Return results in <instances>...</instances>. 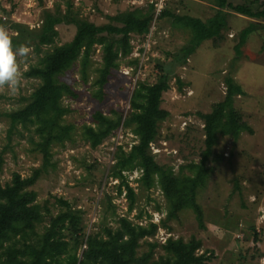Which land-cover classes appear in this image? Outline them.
Returning a JSON list of instances; mask_svg holds the SVG:
<instances>
[{
  "label": "rangeland",
  "instance_id": "374dc122",
  "mask_svg": "<svg viewBox=\"0 0 264 264\" xmlns=\"http://www.w3.org/2000/svg\"><path fill=\"white\" fill-rule=\"evenodd\" d=\"M151 6L155 13L148 33L132 35L131 54L121 58L119 67L112 70L100 96H95L98 87L93 83L104 63V37H99L93 45L84 80L80 71L81 54L72 68L60 74L59 80L73 89V95L61 97L62 106L68 110L61 123L73 125L74 129L70 140L51 145L50 158L45 161L36 146L39 136L35 124H18L11 128L6 116L25 107L42 84V80L30 76L29 71L44 67L56 48L75 36V24L61 23L55 26L52 41L36 42L45 12L70 14L98 26L119 25L109 20V16L146 11ZM164 10L206 20L217 8L210 0H43L42 3L0 0V24L8 26L13 37L18 36L19 26L31 32V37L23 41L31 49L22 64L23 88L14 96L0 90V185L10 183L15 173L25 179L41 169L39 177L27 190L36 193L35 203L40 206L43 217L42 222L35 223L28 232V241H36L49 225L51 216L65 210L60 203L62 200L82 217L81 236L99 232L105 225L115 227L117 220L125 216L137 224L155 222L158 225L156 234L148 241L162 244L170 237L185 241L192 237L200 239V253L208 252L212 256L208 264H264V31L248 37L240 57H236L234 50L239 32L254 19L232 14L224 40L203 42L186 65L176 70L184 85L179 90L176 78H171L170 89L163 94L161 103L169 115L160 123L158 137L150 146L155 160L175 172L180 166L198 162L205 136L203 121L197 113L209 112L214 103L223 99L226 77L234 78L242 86L245 94L236 99V107L253 133L244 132L237 141L229 136L218 138L209 161L210 177L197 199L204 213L205 228L199 227L191 210L183 211L178 219L168 222L170 230L163 226L167 210L164 196L157 185L145 189L139 183L141 172L138 169L123 172L137 196L136 205L128 211L125 188L115 177L113 168L118 154L122 150L129 152L137 143L132 126L125 120L96 148L83 137L84 127L94 125L92 115L96 111L109 114L116 110L127 117L137 84L154 83L161 74L160 68L185 44L188 34L173 29L169 19L159 18ZM63 235L65 240H72L69 231L64 229ZM82 245L83 242L77 250L78 257L82 254ZM70 251L69 246L61 259L66 260ZM160 253L158 248L156 256Z\"/></svg>",
  "mask_w": 264,
  "mask_h": 264
},
{
  "label": "trees",
  "instance_id": "16d2710c",
  "mask_svg": "<svg viewBox=\"0 0 264 264\" xmlns=\"http://www.w3.org/2000/svg\"><path fill=\"white\" fill-rule=\"evenodd\" d=\"M38 1L42 3L43 0ZM210 1L217 11L206 20L168 10L159 14V18L170 20L173 29L188 34L185 44L171 55L166 66L160 68L161 74L154 83L137 84L131 96L127 117L116 110L109 114L96 111L92 115L94 125L85 126L83 130L85 140L92 148H96L122 125V121L125 120L127 125L132 126L137 143L129 152L122 150L116 157L113 166L115 177L121 180V185L125 188L129 201L128 211L136 205L137 196L123 175L124 171L138 169L141 172L139 183L145 189L157 185L167 205L163 226L169 230L168 222L178 219L185 210H191L199 227L205 228L204 213L197 199L199 191L206 186L210 177L209 161L214 155L218 138L229 136L237 141L242 133H253L236 107V99L245 92L234 78L228 76L224 80L226 91L223 99L214 103L209 112L197 113L203 121L205 136L204 149L198 162L180 166L175 172L170 166L160 165L150 148L158 137L160 123L169 115L161 106L163 94L170 89L172 77L176 78L178 89L182 90L184 82L176 74V70L186 65L200 45L205 41H223L224 33L229 28V17L234 13L254 19L239 32V40L234 46L237 58L242 55L241 49L248 37L259 30L264 31V0H243L239 4H232L228 0ZM154 13L153 6L146 11H126L109 16V20L116 21L119 25L108 23L98 26L73 18L70 14L45 12L41 30L35 37L36 42L52 41L56 34L54 28L61 23L75 24V36L70 42L56 48L44 67L29 71V75L40 78L42 84L34 91L31 101L25 107L6 114L11 128L18 124H35L39 136L36 146L45 161L50 158L51 145L70 140L74 129L73 125L61 123L63 115L68 111L62 106L61 97L63 94L73 95V89L59 80L60 74L72 68L81 54L80 71L84 80L93 45L99 37H104V63L97 70L98 76L93 83L98 87L95 96H100L112 70L119 67L121 58L131 54L132 35L147 34ZM18 33L14 37L17 44L31 37V32H27L24 26H19ZM40 173L41 169L35 170L32 176L25 179L15 173L10 183L0 185V264H208L211 260L212 256L208 252L200 253V239L192 237L185 241L170 237L162 244L148 241V238L156 234L158 225L155 222L148 225L137 224L125 216L117 220L115 227L105 225L99 232L81 236L82 217L62 200L60 203L65 206V210L55 217L51 216L49 225L36 241H28V232L35 223L42 222L43 217L40 206L35 203L36 193L27 190ZM64 229L72 235V243L65 240ZM18 237L21 239L17 240ZM82 242L86 247L78 257L77 250ZM69 246V256L66 260L61 259ZM141 248L144 250L140 253ZM158 248L162 253L156 256Z\"/></svg>",
  "mask_w": 264,
  "mask_h": 264
},
{
  "label": "clouds",
  "instance_id": "9594fccd",
  "mask_svg": "<svg viewBox=\"0 0 264 264\" xmlns=\"http://www.w3.org/2000/svg\"><path fill=\"white\" fill-rule=\"evenodd\" d=\"M30 51L28 45L15 43L10 28L0 24V90L13 96L21 91L24 82L22 64Z\"/></svg>",
  "mask_w": 264,
  "mask_h": 264
},
{
  "label": "built area",
  "instance_id": "2783aa9c",
  "mask_svg": "<svg viewBox=\"0 0 264 264\" xmlns=\"http://www.w3.org/2000/svg\"><path fill=\"white\" fill-rule=\"evenodd\" d=\"M85 247H86V246L84 245V248H85ZM84 248H83V249H84Z\"/></svg>",
  "mask_w": 264,
  "mask_h": 264
}]
</instances>
